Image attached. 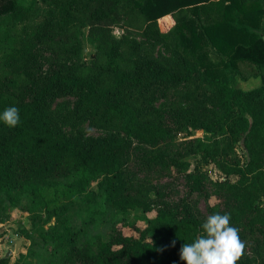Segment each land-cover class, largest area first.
<instances>
[{"label": "trees", "instance_id": "16d2710c", "mask_svg": "<svg viewBox=\"0 0 264 264\" xmlns=\"http://www.w3.org/2000/svg\"><path fill=\"white\" fill-rule=\"evenodd\" d=\"M172 13L177 45L193 57L169 68L152 56L122 55L116 23L152 35ZM86 26L96 50L90 64L45 69L39 50L71 45ZM210 44L225 58L213 61ZM246 61L262 71L261 86H233ZM168 91L184 105L158 107ZM65 96L77 97L105 135L77 138L55 122L51 107ZM10 106L21 123L0 121V220L20 207L32 226L23 230L26 252L15 261L0 254V264H186L181 246L195 241L206 218L169 202L177 192L132 182L126 164L134 155L162 172L186 173L189 194L214 196L210 214L229 213L242 240L264 248V0H0V114ZM184 130L183 146L170 147ZM194 130L210 136L190 137ZM193 153L225 178L192 169L185 158ZM139 207L145 215L128 235L127 215Z\"/></svg>", "mask_w": 264, "mask_h": 264}, {"label": "rangeland", "instance_id": "374dc122", "mask_svg": "<svg viewBox=\"0 0 264 264\" xmlns=\"http://www.w3.org/2000/svg\"><path fill=\"white\" fill-rule=\"evenodd\" d=\"M145 1V0H140ZM188 17H194L189 14ZM160 21L159 30L154 34H146L142 29L131 28L126 24V21H121L113 26L112 34L119 33V38L114 36L121 42L122 55L127 58L131 55L135 57L152 56L158 63L165 67H176L181 64V57L190 56L188 50L184 45L178 47L177 34L173 27L178 25V15L172 13ZM208 17H202L203 22H207ZM82 34L79 39L71 45L63 43H55L51 46L42 47L39 50V56L43 60L44 68L48 69L51 64L59 66H71L74 69H83L96 55L93 38L89 34V27L82 28ZM134 45L138 48V53H132ZM210 58L219 62L225 58L224 54L219 52L211 44L207 46ZM258 66L251 62H240L239 71L233 74L232 83L236 88L253 89L262 85V75ZM156 105L160 108L181 107L182 102L172 99L170 91L166 96L160 97L156 100ZM51 115L55 122L64 127L72 136L77 138H89L94 136H104L105 131L92 126L89 122L88 116L81 112L78 108V98L75 96H65L58 98L51 107ZM187 131H181L174 136L168 145L174 149L182 147V141L187 139ZM210 136L204 130H194L190 137ZM137 146V145H136ZM238 153L243 159L246 158V150L243 145L237 147ZM186 160L191 161L192 169L198 165L201 171L209 176L212 180H221L225 178V174L219 169L214 162H202L201 156L197 153L188 155ZM127 174L132 182H137L143 186L152 189H164L166 191L177 192L173 199H168L171 203H180L189 205V207L196 212L201 218H207L210 214L209 206L216 202V198L206 197L201 193H188L187 175L186 173H179L176 170L171 172H162L158 169L152 168L147 164V160L141 161L137 156H132L126 164ZM232 180H236L237 176H232ZM151 196L156 198V194L152 191ZM154 206L161 204L154 199L150 202ZM156 208V207H155ZM150 216L156 215V210L148 213ZM145 215L142 207L130 210L127 215L123 230L126 234H136L134 229L128 226L130 223L136 221L137 218ZM31 214L20 207H13L9 209L3 220H0V254L7 255L12 250L10 257L13 261L16 260L20 252H26V244L28 240L23 237V230L31 228ZM241 240L243 237H240ZM22 240L19 250L16 247L17 242ZM245 242V252L242 259H247L249 264H261L264 260V248L258 244ZM27 242V243H26Z\"/></svg>", "mask_w": 264, "mask_h": 264}, {"label": "clouds", "instance_id": "9594fccd", "mask_svg": "<svg viewBox=\"0 0 264 264\" xmlns=\"http://www.w3.org/2000/svg\"><path fill=\"white\" fill-rule=\"evenodd\" d=\"M119 38V33L114 32ZM0 121L14 128L21 123L19 109L7 107L0 114ZM229 213L209 215L202 224V231L193 243H184L180 259L186 264H237L245 252V242L239 236V229L230 225ZM176 241H172L175 246Z\"/></svg>", "mask_w": 264, "mask_h": 264}, {"label": "water", "instance_id": "95a60500", "mask_svg": "<svg viewBox=\"0 0 264 264\" xmlns=\"http://www.w3.org/2000/svg\"><path fill=\"white\" fill-rule=\"evenodd\" d=\"M21 243H22V240H19V241L17 242L16 247H13V248L19 250V248H20V246H21ZM11 252H12V250H10V251L7 253V256H10Z\"/></svg>", "mask_w": 264, "mask_h": 264}]
</instances>
